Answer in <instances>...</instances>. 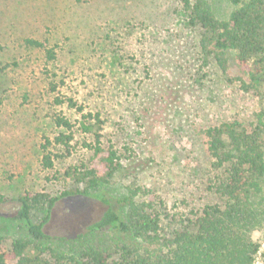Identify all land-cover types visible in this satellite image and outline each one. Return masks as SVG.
<instances>
[{
	"label": "rangeland",
	"instance_id": "rangeland-1",
	"mask_svg": "<svg viewBox=\"0 0 264 264\" xmlns=\"http://www.w3.org/2000/svg\"><path fill=\"white\" fill-rule=\"evenodd\" d=\"M208 4L220 17L232 10L228 0ZM26 38L56 48L49 68L60 92L104 119L102 147L113 146L125 170L100 195L116 204L140 188L171 213L221 201L205 130L235 117L251 120L257 101L213 60L205 65L181 0H0V235L7 245L27 233L16 219L25 192L59 196L44 229L70 238L67 244L106 208L97 196L64 195L82 186L62 174L92 158L90 136L76 133L69 157L49 170L40 165L43 136L59 131L52 123L57 108L44 82V49ZM61 110L77 117L68 106ZM40 216L33 209V219ZM254 237L264 244V230Z\"/></svg>",
	"mask_w": 264,
	"mask_h": 264
},
{
	"label": "trees",
	"instance_id": "trees-1",
	"mask_svg": "<svg viewBox=\"0 0 264 264\" xmlns=\"http://www.w3.org/2000/svg\"><path fill=\"white\" fill-rule=\"evenodd\" d=\"M181 1L205 65L213 60L226 80L257 101L251 120L235 117L205 130L210 164L218 172L212 188L221 201L200 211L171 213L163 200L145 199L140 188H129L116 204L100 195L125 170L117 150L102 147L104 119L60 92L61 82L49 68L58 59L56 48L26 38L27 44L44 49V82L57 108L52 123L59 131L43 136L40 165L49 170L69 157L76 133L90 136L85 145L93 150L92 158L62 174L82 186L64 195L97 196L106 208L67 244L70 238L44 229L59 196L19 195L16 219L24 222L27 233L9 245L0 235V264H257L261 242L254 232L264 230V0H228L232 10L227 17L217 16L208 0ZM3 70L0 66V87ZM63 106L74 109L77 117L67 116ZM33 209L42 213L37 221Z\"/></svg>",
	"mask_w": 264,
	"mask_h": 264
},
{
	"label": "built area",
	"instance_id": "built-area-1",
	"mask_svg": "<svg viewBox=\"0 0 264 264\" xmlns=\"http://www.w3.org/2000/svg\"><path fill=\"white\" fill-rule=\"evenodd\" d=\"M262 250H264V244L262 245L261 244V248H260V251H259V254H261ZM257 262V261H256ZM258 264V263H257Z\"/></svg>",
	"mask_w": 264,
	"mask_h": 264
}]
</instances>
